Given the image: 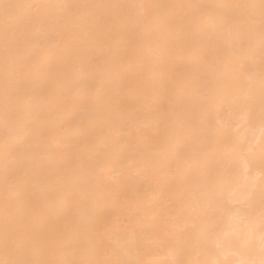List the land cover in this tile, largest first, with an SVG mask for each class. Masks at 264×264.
<instances>
[{"label":"bare ground","instance_id":"1","mask_svg":"<svg viewBox=\"0 0 264 264\" xmlns=\"http://www.w3.org/2000/svg\"><path fill=\"white\" fill-rule=\"evenodd\" d=\"M0 264H264V0H0Z\"/></svg>","mask_w":264,"mask_h":264}]
</instances>
